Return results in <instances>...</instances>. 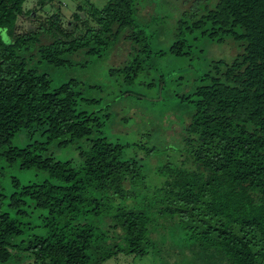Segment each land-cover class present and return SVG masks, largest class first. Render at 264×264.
I'll return each mask as SVG.
<instances>
[{
  "label": "trees",
  "instance_id": "16d2710c",
  "mask_svg": "<svg viewBox=\"0 0 264 264\" xmlns=\"http://www.w3.org/2000/svg\"><path fill=\"white\" fill-rule=\"evenodd\" d=\"M54 1L37 0L52 14L18 33V19L36 12H24L26 0H0V264H105L119 255L264 264V0H187L193 15L177 23L169 53L190 60L199 38L237 51L172 95L180 116L167 130L179 143L154 169L155 183L145 161L159 149L111 140L110 106L86 96L94 87L77 79L54 87L42 70L108 55L109 76L132 85L164 53L147 29L155 0L90 1L66 25ZM21 134L32 141L15 146ZM52 145L77 159H57Z\"/></svg>",
  "mask_w": 264,
  "mask_h": 264
},
{
  "label": "rangeland",
  "instance_id": "374dc122",
  "mask_svg": "<svg viewBox=\"0 0 264 264\" xmlns=\"http://www.w3.org/2000/svg\"><path fill=\"white\" fill-rule=\"evenodd\" d=\"M90 1L101 8L107 0H55L53 3L55 7L60 5L62 22L66 25L74 12L80 11L79 9H88ZM154 6L156 8L150 15L152 21L148 22L147 29L150 33L154 32L152 35L153 50L164 53L151 56L149 59L151 67L132 85H126L121 79L109 76L111 58L108 55L85 59L84 67L73 66L59 69L44 65L42 70L50 74L54 87L68 79H77L85 86L94 87L86 91V96L98 99L101 107L110 106L111 119L105 127V132L111 140L133 142L143 138L148 141L149 146H156L159 149L157 157L152 158L154 159L152 163L150 160L145 161V170L149 173L148 179L155 183L156 179L151 176L154 169L168 160H173L174 156L168 148L179 143V138L171 135V132L168 133L167 130L168 127H172V120L180 116L175 97L172 95L183 93L186 86L190 85L192 80L204 70L210 60H231L237 50L229 41L217 43L199 38L195 41L190 60L187 57H176L170 54L169 49L175 41L177 23L184 17L193 15L194 11L188 10L192 4L187 7V0H155ZM30 10L36 13H32L31 16L24 14L20 17L17 21L16 32L25 33L36 28L39 20H44L46 16L52 14L53 7L48 4L44 9H40L37 0H26L24 12ZM162 77L167 85L161 97V87L158 88L157 85ZM149 83L153 85L150 87ZM31 141L25 134H21L13 139V144L23 147ZM48 148L49 153L57 159H77V153L72 148L59 149L54 145ZM14 173L23 180L32 178L31 173H22L17 170ZM39 176L44 178L43 175ZM179 247L182 249L184 245L179 244ZM187 255L189 256V253ZM105 264L162 263L153 262L147 257L119 255Z\"/></svg>",
  "mask_w": 264,
  "mask_h": 264
}]
</instances>
